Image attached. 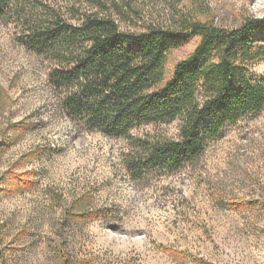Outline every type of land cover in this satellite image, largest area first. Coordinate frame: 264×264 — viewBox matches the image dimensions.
Here are the masks:
<instances>
[{"label":"rangeland","instance_id":"rangeland-1","mask_svg":"<svg viewBox=\"0 0 264 264\" xmlns=\"http://www.w3.org/2000/svg\"><path fill=\"white\" fill-rule=\"evenodd\" d=\"M45 1L65 18L97 12L132 32L264 18V0ZM18 34L0 20V264H264V110L224 127L180 171L137 177L129 140L71 120L53 64ZM198 42L174 50L167 71ZM251 69L264 79V60ZM180 126L131 136L178 140Z\"/></svg>","mask_w":264,"mask_h":264},{"label":"trees","instance_id":"trees-1","mask_svg":"<svg viewBox=\"0 0 264 264\" xmlns=\"http://www.w3.org/2000/svg\"><path fill=\"white\" fill-rule=\"evenodd\" d=\"M45 0H0V20L18 41L53 64L50 82L67 116L91 132L126 138L130 172L174 173L197 160L229 124L264 110V18L235 29L184 20L175 28L123 31L97 12L65 18ZM75 8V6H73ZM198 39L167 71L169 55ZM179 121L178 140L135 138V127Z\"/></svg>","mask_w":264,"mask_h":264}]
</instances>
